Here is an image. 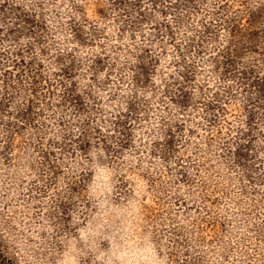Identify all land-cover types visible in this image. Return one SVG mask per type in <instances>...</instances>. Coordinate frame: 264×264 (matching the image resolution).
I'll return each mask as SVG.
<instances>
[{
	"label": "rangeland",
	"instance_id": "374dc122",
	"mask_svg": "<svg viewBox=\"0 0 264 264\" xmlns=\"http://www.w3.org/2000/svg\"><path fill=\"white\" fill-rule=\"evenodd\" d=\"M0 242L264 264V0H0Z\"/></svg>",
	"mask_w": 264,
	"mask_h": 264
},
{
	"label": "trees",
	"instance_id": "16d2710c",
	"mask_svg": "<svg viewBox=\"0 0 264 264\" xmlns=\"http://www.w3.org/2000/svg\"><path fill=\"white\" fill-rule=\"evenodd\" d=\"M0 264H15L14 260L7 254H4L1 242H0Z\"/></svg>",
	"mask_w": 264,
	"mask_h": 264
}]
</instances>
